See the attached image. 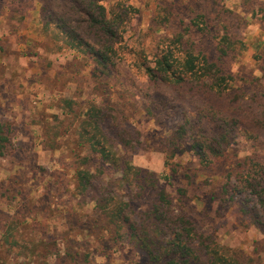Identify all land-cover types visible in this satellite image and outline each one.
Wrapping results in <instances>:
<instances>
[{
  "label": "rangeland",
  "instance_id": "1",
  "mask_svg": "<svg viewBox=\"0 0 264 264\" xmlns=\"http://www.w3.org/2000/svg\"><path fill=\"white\" fill-rule=\"evenodd\" d=\"M115 1L102 4L108 8ZM118 1L124 8L135 4L141 14L130 19L124 36L127 49H118L122 41H112L119 55L107 74L73 49L76 40L102 49L99 46L108 38L77 11L73 0H0V121L10 128L12 146L11 153L0 158V264H146L127 245L112 243L93 203L74 193L75 172L88 169L119 199L132 198L133 206L146 208L144 197L134 198L133 188H123L119 172L77 146L82 114L88 104L101 101L114 105L138 133L139 147L122 150L123 160L145 177L152 175L156 187L174 203L179 199L177 188H184L186 208L196 226L238 262L264 264V209L261 227L237 205L220 203L224 166L203 170L191 150L195 137L204 144L218 139L217 148L234 167L255 148L264 154V129L218 121L223 116L215 108L221 99L194 84L148 82L137 62L157 53L154 46L161 37L182 30L180 19L177 25L158 23V10L181 5L184 26L202 12L214 32L204 36L199 48L233 77L239 95L259 97L260 101L245 99L239 104H249L243 110H248L250 120L256 119L264 111V0ZM222 33L233 46L219 58ZM70 99L73 113L63 105ZM215 110L217 116L212 114ZM232 111L235 118L246 115L239 108ZM179 128L186 134L174 150L172 132ZM83 158H88L86 165ZM174 163L184 166L175 179L169 177ZM183 173L188 177L182 178Z\"/></svg>",
  "mask_w": 264,
  "mask_h": 264
},
{
  "label": "trees",
  "instance_id": "2",
  "mask_svg": "<svg viewBox=\"0 0 264 264\" xmlns=\"http://www.w3.org/2000/svg\"><path fill=\"white\" fill-rule=\"evenodd\" d=\"M73 1L77 11L86 15L91 26L101 31L105 38L108 37L99 46L102 49L95 50L93 45L80 40H76L77 47L73 49L82 51L88 59L95 62L102 73L104 71L108 74L119 55L112 41H122V47L118 49H127L128 44L124 42V36L129 32L128 24L130 19L140 16L141 10L133 3L127 4L124 8L123 1L118 0L109 4L108 8L102 4L103 0ZM160 5L159 2L156 4L159 7ZM158 11L155 15L158 23L177 25V20L180 19L178 21L182 30L172 37H161L155 43L157 53L151 54V59L142 56L137 60L143 77L148 82L171 87L197 85L201 89H206L207 95L211 98L214 95L216 96L214 98L221 99L222 103L215 108L223 116L218 121L231 122L233 125L238 121L237 125L244 129H251L253 126L254 129H264V111L256 119L250 120L248 110H243L249 104L243 105L244 107L239 105L245 99L260 101L259 97L252 94L244 99L245 93L239 95V90L233 88V77L226 74L218 63L210 60L199 48L204 36L214 32L208 25L207 16L202 12L198 13L190 20H186L187 26H184L181 20L186 18V13L181 5L169 10L164 7L161 13ZM232 46L229 37L222 33L217 48L219 58L225 57ZM133 54L136 57V53ZM73 103L74 99L63 101L64 108L70 113H73ZM236 108L246 115L241 118L232 117V112L235 111L232 110ZM216 110L212 112L215 116ZM127 122L114 105L101 101L87 105L77 129V146H83L101 165L119 172V181L123 183L121 184L124 185L123 188L129 192L133 188V192L136 193L134 198L140 196L146 201V208L138 209L132 205V198L119 199L111 186L99 184L95 175L88 169H79L75 172L73 184L75 195L81 199L88 198L93 203L103 229L112 243L127 245L144 258L146 264H241L215 243L212 236L204 234L196 226L186 208L184 199L187 192L184 188H177L179 199L174 203L164 190L156 187L152 175L145 177L128 161L123 160L122 150H134L140 145L136 137L138 133L134 132ZM181 129L172 132L170 144L175 146L174 150L177 142L183 140L182 137L186 134V131ZM199 140V137H195L191 146L199 167L211 170L221 165L226 170L222 173L225 182L220 185L218 191V195H221L219 202L228 206L237 205L242 215H247L262 227L264 154H258L255 148L232 167V159L223 149L217 148L218 139L208 141V144ZM11 147L10 128L7 123L0 121V158L9 155ZM87 162L88 158H83L82 164L86 165ZM168 165L170 166V163ZM182 167L184 168L174 163L169 169V177L175 179L178 168L183 169ZM169 177L166 176V179ZM181 177L187 178L188 175L183 173ZM24 201L25 198H22L21 202ZM24 206L23 204L22 207Z\"/></svg>",
  "mask_w": 264,
  "mask_h": 264
}]
</instances>
